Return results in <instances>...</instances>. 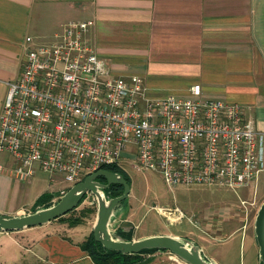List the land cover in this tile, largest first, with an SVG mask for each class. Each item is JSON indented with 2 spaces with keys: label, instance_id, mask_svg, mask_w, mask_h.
Segmentation results:
<instances>
[{
  "label": "built area",
  "instance_id": "built-area-1",
  "mask_svg": "<svg viewBox=\"0 0 264 264\" xmlns=\"http://www.w3.org/2000/svg\"><path fill=\"white\" fill-rule=\"evenodd\" d=\"M92 24L70 21L50 42L26 50L0 115V174L26 182L40 172L50 185H63L56 202L128 155L169 187L253 183V200L241 204L247 219L264 177V131L244 118L239 103L202 98L197 84L184 96H156L136 78L113 75L84 38ZM157 211L170 224L183 217L178 209Z\"/></svg>",
  "mask_w": 264,
  "mask_h": 264
},
{
  "label": "crops",
  "instance_id": "crops-1",
  "mask_svg": "<svg viewBox=\"0 0 264 264\" xmlns=\"http://www.w3.org/2000/svg\"><path fill=\"white\" fill-rule=\"evenodd\" d=\"M70 21L93 22L84 38L113 75L136 78L156 96H184L197 84L202 98L239 103L244 118L264 131V0H0V115L26 50L50 42ZM62 187L47 176L21 182L0 174V214L35 212L40 196L51 194L52 202ZM88 233L56 220L0 232V264H95L82 248Z\"/></svg>",
  "mask_w": 264,
  "mask_h": 264
},
{
  "label": "rangeland",
  "instance_id": "rangeland-1",
  "mask_svg": "<svg viewBox=\"0 0 264 264\" xmlns=\"http://www.w3.org/2000/svg\"><path fill=\"white\" fill-rule=\"evenodd\" d=\"M119 167L129 178L130 193L126 200L115 208L110 218L108 229L111 233H117L121 223L126 221L133 225L131 240L139 239L140 235L169 233L198 244L203 248L205 255L213 256L219 264H261L255 237L252 235L256 212L264 202V177H260L257 186L255 210L253 209L252 213L248 211V217L244 219L241 204L242 201L253 200V183L237 189L218 185L169 187L159 173L136 168L133 156L125 155ZM35 177L46 178V175L37 172ZM56 202H51V205ZM161 207L178 209L183 214L181 222L170 224L166 217L157 211ZM31 211L28 207L23 210V214H29ZM96 212L95 198L86 195L76 209L56 220V223L63 229L76 227L81 234L89 232L90 235ZM221 224L223 231L217 232L216 226ZM206 227H211L212 231L207 232L212 235L203 233ZM234 230L236 232L232 233ZM144 258L152 259L151 264H167L169 260L174 264H184L167 251L145 255Z\"/></svg>",
  "mask_w": 264,
  "mask_h": 264
},
{
  "label": "water",
  "instance_id": "water-1",
  "mask_svg": "<svg viewBox=\"0 0 264 264\" xmlns=\"http://www.w3.org/2000/svg\"><path fill=\"white\" fill-rule=\"evenodd\" d=\"M111 185L122 187V193L116 197L108 198L105 195V190ZM88 193L93 195L97 206L92 236L94 241L106 251L137 254L142 250L157 249L169 252L184 264H214L208 261L202 255L199 246L189 239L170 235H153L137 240H126L117 233H111L108 229L110 218L115 208L128 197L130 184L121 173L107 169H100L86 176L81 182L70 187L51 206L21 216L0 214V232L20 231L55 221L76 209ZM124 227L127 228L124 229ZM132 228L133 225L126 221L120 225V229L126 232ZM254 237L258 247L259 261L264 264V202L260 204L255 215Z\"/></svg>",
  "mask_w": 264,
  "mask_h": 264
},
{
  "label": "trees",
  "instance_id": "trees-1",
  "mask_svg": "<svg viewBox=\"0 0 264 264\" xmlns=\"http://www.w3.org/2000/svg\"><path fill=\"white\" fill-rule=\"evenodd\" d=\"M104 169L121 173L130 184L128 176L119 166L104 167ZM121 193L122 187L117 185H111L108 189L105 190V195L108 198L116 197ZM51 198V194L40 196L35 202L34 207L46 208L48 206H51ZM61 218L62 217L58 218L57 220ZM117 234L122 236L126 240H131L133 229H130L126 232L119 228ZM82 248L87 251L88 255L92 258L95 264H151L152 259L144 258L145 255H151L156 252H166L164 250L157 249L142 250L137 254H121L116 251H106L99 243L94 241L92 232L82 243ZM167 264L174 263L169 260Z\"/></svg>",
  "mask_w": 264,
  "mask_h": 264
},
{
  "label": "flooded vegetation",
  "instance_id": "flooded-vegetation-1",
  "mask_svg": "<svg viewBox=\"0 0 264 264\" xmlns=\"http://www.w3.org/2000/svg\"><path fill=\"white\" fill-rule=\"evenodd\" d=\"M102 180V179H101ZM102 182H104L103 180H102ZM119 228H120V226H119Z\"/></svg>",
  "mask_w": 264,
  "mask_h": 264
}]
</instances>
